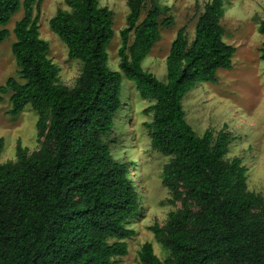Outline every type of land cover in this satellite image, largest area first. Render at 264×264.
Instances as JSON below:
<instances>
[{
    "label": "trees",
    "instance_id": "16d2710c",
    "mask_svg": "<svg viewBox=\"0 0 264 264\" xmlns=\"http://www.w3.org/2000/svg\"><path fill=\"white\" fill-rule=\"evenodd\" d=\"M223 1L203 4L191 40L185 26L177 30L161 81L141 62L160 38V26L172 23L161 17L167 6L127 0L118 70H112V11L98 0H63L68 10L57 9L48 24L68 58L82 64L69 87L60 82L48 42L39 35L33 5L41 0H0V26L23 9L11 44L20 80L8 77L0 93L9 92L10 115L26 105L34 110L40 143L29 152L17 142L16 159L0 163V264H118L126 255L133 230L125 224L140 212V197L131 163L117 160L107 140L122 105L123 76L141 98L153 101L144 125L150 146L169 157L161 185L169 201L180 204L162 226H150L167 257L161 261L146 241L138 264H264V195L246 188L240 157L224 158L231 133L222 127L215 135L210 129L198 135L181 103L198 83H214L218 69L231 67L235 47L222 39ZM258 30L264 34V17ZM8 33L0 27V42ZM2 148L0 138V154Z\"/></svg>",
    "mask_w": 264,
    "mask_h": 264
},
{
    "label": "rangeland",
    "instance_id": "374dc122",
    "mask_svg": "<svg viewBox=\"0 0 264 264\" xmlns=\"http://www.w3.org/2000/svg\"><path fill=\"white\" fill-rule=\"evenodd\" d=\"M22 1V0H20ZM100 5L112 11L113 37L107 46L108 66L118 70L117 50L120 46L119 32L126 26L127 0H98ZM168 11L162 18L170 16L172 23L160 26V38L142 60L143 69L165 81V57L170 43L181 26L186 27L188 40L193 38L194 24L203 4L208 0H156ZM68 7L63 0H41L33 5V14H38V31L48 42V57L59 67V80L73 86L81 72L79 60L69 59L67 48L59 37L50 30L48 21L57 9ZM149 8L146 2L141 20ZM220 23L224 28L222 39L235 47L231 67L218 69L216 82H200L182 98L185 119L201 135L206 129L215 133L224 127L231 133V142L224 158L240 157L246 166V188L264 195V60L260 48L264 47V34L258 30V22L264 17V0H224ZM23 15L20 6L9 21L0 27L9 33L0 42V85L8 77L19 79L17 66L11 53L15 37L13 26ZM133 34L130 33V42ZM122 105L115 116L112 132L107 137L112 155L120 161H128L129 175L137 186L140 197V212L125 224L133 234L125 239L126 255L118 258V264H138V250L142 243L152 244L154 253L163 261L168 251L155 239L150 226H162L169 211L180 207L179 202L171 203L170 192L161 185L163 165L169 157L150 146L148 130L144 125L151 120L146 107L153 103L141 98L132 81L121 78ZM0 138L3 148L0 163L16 159V144L26 147L29 152L40 146L36 135L37 115L26 105L17 115H10L9 92L0 93ZM133 169V170H131Z\"/></svg>",
    "mask_w": 264,
    "mask_h": 264
}]
</instances>
